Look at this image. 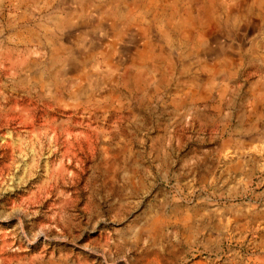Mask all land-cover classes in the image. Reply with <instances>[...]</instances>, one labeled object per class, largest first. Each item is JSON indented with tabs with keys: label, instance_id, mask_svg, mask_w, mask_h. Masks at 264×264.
I'll use <instances>...</instances> for the list:
<instances>
[{
	"label": "rangeland",
	"instance_id": "374dc122",
	"mask_svg": "<svg viewBox=\"0 0 264 264\" xmlns=\"http://www.w3.org/2000/svg\"><path fill=\"white\" fill-rule=\"evenodd\" d=\"M0 264H264V0H0Z\"/></svg>",
	"mask_w": 264,
	"mask_h": 264
}]
</instances>
